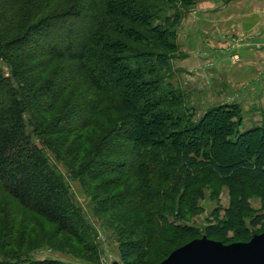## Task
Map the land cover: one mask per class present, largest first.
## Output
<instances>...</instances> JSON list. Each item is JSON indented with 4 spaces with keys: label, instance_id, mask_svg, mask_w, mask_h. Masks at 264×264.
Returning a JSON list of instances; mask_svg holds the SVG:
<instances>
[{
    "label": "trees",
    "instance_id": "obj_1",
    "mask_svg": "<svg viewBox=\"0 0 264 264\" xmlns=\"http://www.w3.org/2000/svg\"><path fill=\"white\" fill-rule=\"evenodd\" d=\"M11 1L0 0V244L15 247L0 250V264H70L28 257L43 227L98 253L94 230L34 138L72 175L97 183L96 212L115 230L123 264H160L194 239L177 206L192 172L264 184V124L240 132L238 104L193 122L180 92L166 84L185 16L164 15L170 0ZM232 204L249 207L244 199ZM11 205L18 215L5 226ZM225 226L209 225L205 235L224 241ZM159 242L167 250L144 259Z\"/></svg>",
    "mask_w": 264,
    "mask_h": 264
},
{
    "label": "rangeland",
    "instance_id": "obj_2",
    "mask_svg": "<svg viewBox=\"0 0 264 264\" xmlns=\"http://www.w3.org/2000/svg\"><path fill=\"white\" fill-rule=\"evenodd\" d=\"M170 1L171 2L167 3V8L169 10L164 14L165 16L168 15L176 17L179 13L186 15L195 8V0ZM145 50L151 51L148 49ZM3 68H5V66ZM5 73H8V71L5 70ZM164 75L166 77L167 73H164ZM185 79L184 75L179 73L175 74L172 66L170 76L166 78V84L171 83L172 86L180 92L182 96V105L186 111H188V114L191 116L193 122L199 121L209 109L226 105L222 103H215L213 105L203 106L208 102L199 101L198 92L193 90L192 86H187L185 84ZM234 104L236 103L232 102L229 105ZM262 116L263 119L261 121L250 120V122L245 123L243 122L242 111V123L239 131L243 132L263 125L264 114ZM251 125L252 127H250ZM232 138L235 139V136ZM34 141L44 149L43 151L45 152L51 166L65 180L74 202L82 212L87 223L94 230L98 253L96 255H92L77 245L72 238L66 235L55 236L56 234L54 228L43 227V230H37L33 233L36 235V240L32 241L28 245V247L31 246L30 248H32L28 257L31 259L53 258L69 262L70 264H123L120 259L119 243L115 230L112 227L107 228L106 224H108V221L106 220L108 218L104 216L102 219L96 212L95 199L92 193L97 183L72 175L70 173V168L64 164V161H59L54 153L50 152L41 143H39L38 139L34 138ZM253 149L254 146H252V149H247V151L251 153L253 152ZM237 152L239 153L240 151L237 150ZM109 179L106 178L102 181H108ZM161 186L166 187V184H162ZM120 191L122 190H118V192ZM180 192L182 194V200L177 204V206L182 207V218L179 224L187 225L195 231V236L193 237L194 239L189 237L188 239L186 238L187 240L192 239L193 241L207 237L204 230L209 225L220 224L222 225V229L223 227H226L225 224L229 225L230 230L228 231L227 238L224 241H220L226 245L244 243L248 237H251L252 239L254 236L264 232V222L257 227H254L251 224V221L254 218L264 216V184L252 181L247 175H243V177L237 181L234 179H222L212 170L195 171V173H191L189 186L182 188ZM234 198L237 200H246L249 207L247 209H242L238 204H232V199ZM190 207H193V209L195 207L197 212H192ZM5 208L7 209L5 212V217H7L5 226H10V223L14 220V218L10 215H18V210L17 207L13 205ZM235 211L240 212V214H238L240 217L239 219H237L238 216L234 217ZM3 217L4 215L2 218ZM9 217L11 220H9ZM26 220L27 218L24 215L18 221L17 232L19 234L26 231ZM43 235L51 236L52 240H44ZM5 243L9 248H7L4 244H0V250L3 252H9L13 249V247H15L11 246L7 241ZM180 243V241L176 243L174 242L175 245ZM167 248V245L159 242L157 254H155L152 249H145L146 253L144 255V259L150 258L151 260H154L158 254L164 252ZM4 258V254L0 251V259Z\"/></svg>",
    "mask_w": 264,
    "mask_h": 264
},
{
    "label": "crops",
    "instance_id": "obj_3",
    "mask_svg": "<svg viewBox=\"0 0 264 264\" xmlns=\"http://www.w3.org/2000/svg\"><path fill=\"white\" fill-rule=\"evenodd\" d=\"M177 43L175 74L208 102L203 106L234 102L243 122L263 119L264 0H195Z\"/></svg>",
    "mask_w": 264,
    "mask_h": 264
},
{
    "label": "water",
    "instance_id": "obj_4",
    "mask_svg": "<svg viewBox=\"0 0 264 264\" xmlns=\"http://www.w3.org/2000/svg\"><path fill=\"white\" fill-rule=\"evenodd\" d=\"M160 264H264V232L248 242L230 245L207 237L196 239Z\"/></svg>",
    "mask_w": 264,
    "mask_h": 264
}]
</instances>
